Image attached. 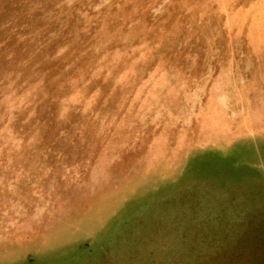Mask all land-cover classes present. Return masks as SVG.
I'll return each instance as SVG.
<instances>
[{
  "label": "rangeland",
  "instance_id": "374dc122",
  "mask_svg": "<svg viewBox=\"0 0 264 264\" xmlns=\"http://www.w3.org/2000/svg\"><path fill=\"white\" fill-rule=\"evenodd\" d=\"M257 25L264 0H0V264H264Z\"/></svg>",
  "mask_w": 264,
  "mask_h": 264
},
{
  "label": "bare ground",
  "instance_id": "6f19581e",
  "mask_svg": "<svg viewBox=\"0 0 264 264\" xmlns=\"http://www.w3.org/2000/svg\"><path fill=\"white\" fill-rule=\"evenodd\" d=\"M263 8V7H262ZM236 28V27H235ZM256 28H257V30H258V33H260V31H261V29L262 28H264V26H261V25H257L256 26ZM253 32V31H252ZM243 35V34H242ZM253 36V35H252ZM248 50V49H247ZM263 50V49H262ZM262 50H260L261 52H262ZM257 51V50H256ZM259 51V50H258ZM253 53V52H252ZM247 54V53H246ZM262 54V53H261ZM251 56V55H250ZM263 56V55H262ZM262 58V57H261ZM258 66V65H257ZM261 66V65H260ZM242 67V66H241ZM235 68V67H234ZM245 69V68H244ZM252 69V68H251ZM262 69V68H261ZM264 70V69H263ZM249 72V71H248ZM258 72V71H257ZM246 73H247V71H246ZM253 74H254V70H253V72H252ZM260 75V74H259ZM256 77V76H255ZM255 79V78H254ZM233 80V79H232ZM256 80V79H255ZM262 80V79H261ZM248 83H249V80H248ZM252 83V82H251ZM258 84H259V82H258ZM249 85V84H248ZM250 86V85H249ZM217 100V99H216ZM213 101H215L214 99H213ZM264 108V107H263ZM202 119V118H201ZM225 121H226V119H225ZM208 122V121H207ZM256 122V121H255ZM224 123V122H223ZM261 123V122H260ZM216 124V123H215ZM222 124V123H221ZM256 124V123H255ZM262 126H263V124H262ZM226 127H228V125L226 126ZM250 127V126H249ZM226 129V128H225ZM244 129H246V127L244 128ZM243 148V147H242ZM246 154H248V152L246 153ZM246 156V155H245ZM193 158V157H192ZM214 158V157H213ZM249 158H251V156L249 157ZM252 160V159H251ZM215 171V170H214ZM220 171V170H219ZM201 172V171H200ZM199 172V173H200ZM212 172V171H211ZM216 172V171H215ZM198 173V174H199ZM213 173V172H212ZM223 173V172H222ZM196 174V173H195ZM213 175H214V173H213ZM233 179V178H232ZM184 180V179H183ZM179 182H181V181H179ZM191 182V181H190ZM177 183V182H176ZM194 183V182H193ZM176 185V184H175ZM178 185V184H177ZM179 186V185H178ZM186 187V186H185ZM176 188V187H175ZM178 188V187H177ZM176 188V189H177ZM190 188V187H189ZM182 189V188H181ZM168 192V191H167ZM172 195V194H171ZM1 216H3V215H1ZM2 218H0V220H1ZM8 228V227H7Z\"/></svg>",
  "mask_w": 264,
  "mask_h": 264
}]
</instances>
